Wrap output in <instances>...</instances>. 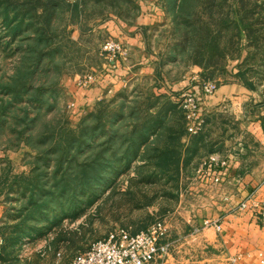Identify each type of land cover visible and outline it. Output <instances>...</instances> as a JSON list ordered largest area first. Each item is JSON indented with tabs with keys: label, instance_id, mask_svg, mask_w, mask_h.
Returning a JSON list of instances; mask_svg holds the SVG:
<instances>
[{
	"label": "rangeland",
	"instance_id": "rangeland-1",
	"mask_svg": "<svg viewBox=\"0 0 264 264\" xmlns=\"http://www.w3.org/2000/svg\"><path fill=\"white\" fill-rule=\"evenodd\" d=\"M175 1L0 0V264H67L113 232L135 234L158 220L169 226L173 264L222 258L219 232L194 216L197 169L214 151L223 161L257 150L245 124L258 115L227 103L203 113V130L191 135L180 99L235 85L260 98L254 108L264 104V0ZM143 17L145 67L122 90L78 107L74 89L111 74L102 46L116 37L106 25ZM25 114L35 121L28 128ZM92 142L110 162L96 165L97 181L64 196L63 209L27 211L23 195L40 182L45 154L54 153V171L64 156L91 157Z\"/></svg>",
	"mask_w": 264,
	"mask_h": 264
},
{
	"label": "crops",
	"instance_id": "crops-1",
	"mask_svg": "<svg viewBox=\"0 0 264 264\" xmlns=\"http://www.w3.org/2000/svg\"><path fill=\"white\" fill-rule=\"evenodd\" d=\"M146 19L141 18L132 27L120 22L106 25L110 27L111 35L116 37V42L122 45L124 55L117 62H109L111 74L103 77L94 87L86 90L74 89L78 107L82 108L89 99L105 90H122L134 76V69L145 67L146 46L139 30L149 25ZM196 93L203 113H214L228 103L238 107L240 113L243 112L242 115L251 114L247 111L248 108L256 109L252 113L258 115L255 120L245 124L250 132V141L258 149L240 150L238 158L225 156L224 161H229V167L224 172L222 183L198 186V193L201 194L197 201L199 209L195 208L194 216L199 221L203 218L220 220L222 226L218 246L223 256L221 259L206 260L207 264H264V227L257 224L252 212L234 210V207L246 200L264 203V104L254 108L253 105L260 102V98L257 102V96L243 86H220L214 96H205L200 90H196ZM245 147L249 145L245 144ZM210 157L221 161L219 152L214 151ZM209 233L215 237L213 229ZM169 258L167 264H173ZM204 263L206 262H199Z\"/></svg>",
	"mask_w": 264,
	"mask_h": 264
},
{
	"label": "built area",
	"instance_id": "built-area-1",
	"mask_svg": "<svg viewBox=\"0 0 264 264\" xmlns=\"http://www.w3.org/2000/svg\"><path fill=\"white\" fill-rule=\"evenodd\" d=\"M102 53L109 62L119 61L123 55V47L114 40L106 41L102 46ZM89 81H92L89 78ZM200 91L205 96H214L216 86H207ZM180 106L187 131L191 135H198L204 128L203 111L196 89L187 91L180 99ZM229 161L216 159L204 160L197 169V177L202 184L218 185L222 183ZM252 210V214L261 227H264V203H240L239 211ZM251 212V211H250ZM204 227H212L219 234L222 232L220 220H205ZM170 229L165 220H158L149 228L135 234L125 230H118L109 234L105 239L94 242L86 251L77 255L67 264H167L173 243L169 240Z\"/></svg>",
	"mask_w": 264,
	"mask_h": 264
},
{
	"label": "trees",
	"instance_id": "trees-1",
	"mask_svg": "<svg viewBox=\"0 0 264 264\" xmlns=\"http://www.w3.org/2000/svg\"><path fill=\"white\" fill-rule=\"evenodd\" d=\"M186 0H181V2L175 1L174 5L177 8L182 7ZM17 19L18 16H15ZM9 15L7 12L4 13V21H8ZM31 52L34 53V51L31 49ZM36 54V52H35ZM36 56V55H35ZM34 56V57H35ZM41 58V57H40ZM40 62V59L38 58L36 61V64ZM28 119L27 115L25 114L24 120ZM28 126L33 124L34 120H27ZM96 137H94L95 140ZM118 136H116V133H112L111 136L108 138V143L113 144L117 141ZM27 143H31L30 141ZM91 149V157H86L85 160H83V163L80 164L78 161V157H69L68 159L64 157L61 158L59 161L58 168H56L54 171H50V155L54 153H46L45 156L48 158V160L44 163V169L42 171L40 182L37 186L32 188L31 192L24 193V197L27 195L29 198L28 207L25 208L27 211L29 210H44V209H50L55 210L54 207L59 206V209H63L62 205V199L64 196L68 194H72L73 198L79 194V193H85L87 191V188L91 186L96 179L99 176V168L96 165L102 164L103 162H106L109 164L110 162L107 160H104L102 158L103 152L96 154V150H98L99 146L94 142L88 144ZM32 148V147H31ZM83 145H79V150H76V154H79L80 151H82ZM34 149V148H33ZM36 151V150H33ZM68 164V168H64V165ZM78 166H74V165ZM70 204L75 205L76 203L72 201Z\"/></svg>",
	"mask_w": 264,
	"mask_h": 264
}]
</instances>
